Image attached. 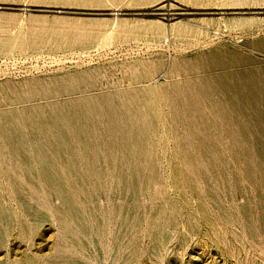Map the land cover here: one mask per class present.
I'll return each instance as SVG.
<instances>
[{"label": "bare ground", "instance_id": "bare-ground-1", "mask_svg": "<svg viewBox=\"0 0 264 264\" xmlns=\"http://www.w3.org/2000/svg\"><path fill=\"white\" fill-rule=\"evenodd\" d=\"M188 69L194 77L154 103L103 94L52 102L45 115L0 113V237L14 216L25 231L27 216L38 226L60 211L49 264H72L69 246L162 264L201 222L230 254L239 242L264 264V66L210 56Z\"/></svg>", "mask_w": 264, "mask_h": 264}, {"label": "rangeland", "instance_id": "rangeland-1", "mask_svg": "<svg viewBox=\"0 0 264 264\" xmlns=\"http://www.w3.org/2000/svg\"><path fill=\"white\" fill-rule=\"evenodd\" d=\"M158 10L170 13L160 17ZM173 21L183 26L166 29ZM210 56L264 66V0H0V113L45 115L52 102L103 94L115 100L132 93L138 104L154 103L174 83L194 77L189 64ZM55 215L36 227L27 216L25 231L14 216L0 237V264H49ZM195 226L197 235L183 247L173 243L171 260L162 264H253L250 255L260 264L252 248L244 252L237 242L242 252L232 255L201 222ZM65 257L72 264H112L73 246Z\"/></svg>", "mask_w": 264, "mask_h": 264}, {"label": "water", "instance_id": "water-1", "mask_svg": "<svg viewBox=\"0 0 264 264\" xmlns=\"http://www.w3.org/2000/svg\"><path fill=\"white\" fill-rule=\"evenodd\" d=\"M158 8V7H156ZM169 11H164V10H158L156 11L157 14H160V17H164V14H168Z\"/></svg>", "mask_w": 264, "mask_h": 264}]
</instances>
